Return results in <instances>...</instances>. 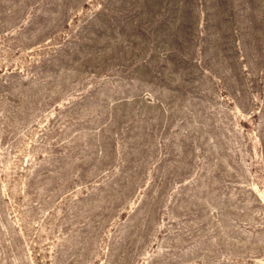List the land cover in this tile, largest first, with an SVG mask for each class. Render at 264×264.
<instances>
[{"label": "rangeland", "instance_id": "obj_1", "mask_svg": "<svg viewBox=\"0 0 264 264\" xmlns=\"http://www.w3.org/2000/svg\"><path fill=\"white\" fill-rule=\"evenodd\" d=\"M0 264H264V0H0Z\"/></svg>", "mask_w": 264, "mask_h": 264}]
</instances>
